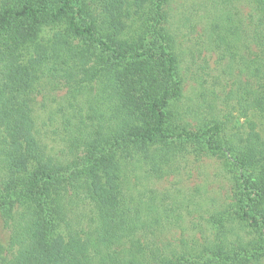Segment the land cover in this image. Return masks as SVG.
Wrapping results in <instances>:
<instances>
[{"label": "trees", "instance_id": "16d2710c", "mask_svg": "<svg viewBox=\"0 0 264 264\" xmlns=\"http://www.w3.org/2000/svg\"><path fill=\"white\" fill-rule=\"evenodd\" d=\"M75 1L51 5L48 0H0V205L7 206L5 227L16 249L10 256L0 254V264L261 263L264 139L253 122L243 147L222 141L224 148L231 145L224 149L218 140H209L223 155L225 150L237 154L239 158L232 159L249 171L234 186L239 192L232 206L238 211L229 214L231 224L221 223L213 241L181 240L175 241L176 247L172 240L151 241L150 235L158 237L173 229L174 214L183 219L188 200L171 196L169 204L168 195L159 197L153 189L141 191L137 185L144 179L164 178L173 161L170 156L179 146L184 148L182 143H171V136L196 141L206 134L177 118L175 108L182 92L179 82L170 85L173 73L179 71L172 36H162L168 67L159 68V77L154 76L150 61H133L134 55L126 61L122 54L109 66L100 63L93 43L112 53L128 51L120 36L131 16L130 7L143 9L155 3L166 21L168 0H82L78 3L82 8L87 2L96 6L94 15L87 10L92 26L79 23ZM248 1L264 14V0ZM82 8L77 10L80 14ZM65 19L69 26L63 32H55L49 40L40 37L44 26ZM231 31L229 27L227 37L220 36L228 45H232ZM86 37L92 45L84 43ZM258 45L260 65L252 69L257 80L247 92L246 104L264 114L262 39ZM25 47L32 50L29 58L20 54ZM48 79L73 83L64 125L76 157L66 163L47 156L32 108L33 92ZM94 84L99 89L95 98L82 100L85 89ZM81 205L89 208L87 216L78 212ZM237 219L244 229L257 232L258 239L245 241L240 234L245 230L235 228Z\"/></svg>", "mask_w": 264, "mask_h": 264}, {"label": "rangeland", "instance_id": "374dc122", "mask_svg": "<svg viewBox=\"0 0 264 264\" xmlns=\"http://www.w3.org/2000/svg\"><path fill=\"white\" fill-rule=\"evenodd\" d=\"M48 1L51 5L59 2ZM80 2L82 0L75 1L74 13L79 23L92 26L87 10L92 9L94 15L96 6L87 2V6L82 8V4L78 5ZM81 8L83 12L80 14L77 10ZM166 11L168 18L163 21L155 3L143 9L130 7L131 16L125 20L126 30L120 36L124 49L128 51L112 53L93 43L89 37L84 38V43L94 44L96 56L102 64L109 66L118 62L122 54L127 56L126 61H130L134 55L133 61H150L154 76L159 77V68L164 64L168 67V57L162 55L167 42L162 36H172L179 71L173 73L170 85L173 87V83L179 82L182 92L175 108L177 118L182 124L189 125L191 130L197 133L200 130L206 135L196 141L171 136V143L178 146L182 143L184 148L179 146L170 156L173 161L165 169L166 175L162 180L150 182L144 179L137 187L141 191L153 189L159 197L168 195L166 202L169 204L171 196L188 200V210L184 212L183 219L174 214L173 229L158 237L150 235L155 243L172 240V246L176 247L175 241L179 243L181 240H193L196 244L213 241L217 232L222 230L221 223L231 224L229 214L235 216L238 211L232 206L234 194L239 192L234 186L237 179L243 182L249 171L232 159L239 158L237 154L225 150L223 155L224 151H216L217 147L214 144L211 146L209 140H218L222 148V141L239 142L243 147L251 122L264 139V114L246 104L247 92L257 80L252 75V69L260 65L258 57L261 48L258 44L260 39L264 42V14L248 0H168ZM72 14L70 12L69 16ZM68 26L67 19L53 26H44L40 37L49 40L55 32H63ZM229 27L233 30L229 36L232 45L220 40V36L227 37ZM226 41H229L228 38ZM167 51L170 54V49ZM20 54L29 58L33 53L25 47L20 49ZM72 88L73 83L66 80L48 79L32 94V108L46 154L64 163L76 157L69 148L70 136L65 132L64 125V115L68 114L69 101H72ZM85 90L87 95H83L82 100L95 98L99 91L95 84ZM79 104L82 105L81 102ZM216 125L218 131L214 129ZM215 133L218 135L211 138ZM229 146L227 144L225 148ZM223 158H227V162ZM81 206L78 212L87 216L89 208ZM5 207L0 205V254L10 256L16 249L12 248L11 232L5 227ZM239 222L237 219L235 228L238 232L245 230L240 232L245 241L258 239L257 232L248 230V227L244 229L243 223ZM258 264H264V259Z\"/></svg>", "mask_w": 264, "mask_h": 264}]
</instances>
